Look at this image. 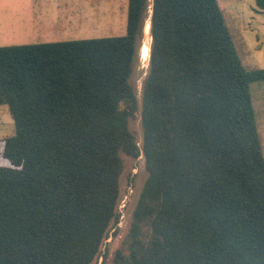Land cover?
<instances>
[{
    "label": "trees",
    "instance_id": "1",
    "mask_svg": "<svg viewBox=\"0 0 264 264\" xmlns=\"http://www.w3.org/2000/svg\"><path fill=\"white\" fill-rule=\"evenodd\" d=\"M150 5L140 148L131 76ZM263 80L218 0H128L124 35L0 46L15 125L0 139V264H93L120 220L122 152L148 177L113 264H264Z\"/></svg>",
    "mask_w": 264,
    "mask_h": 264
},
{
    "label": "rangeland",
    "instance_id": "2",
    "mask_svg": "<svg viewBox=\"0 0 264 264\" xmlns=\"http://www.w3.org/2000/svg\"><path fill=\"white\" fill-rule=\"evenodd\" d=\"M218 2L243 64L247 68H264V11L258 9L256 0ZM127 11L128 0H0V46L124 35L127 30ZM151 12L150 5L139 35L131 76L139 110L130 118L129 127L140 148L143 143L142 94L150 65V57L145 58L142 48L144 25L151 19ZM251 90L264 149V80L254 83ZM14 132L15 125L9 107L1 104L0 139ZM121 155L124 170L120 177V220L113 225L100 257L93 264H113L112 257L116 249L125 244L133 212L148 177L143 154L137 158L123 152Z\"/></svg>",
    "mask_w": 264,
    "mask_h": 264
},
{
    "label": "bare ground",
    "instance_id": "3",
    "mask_svg": "<svg viewBox=\"0 0 264 264\" xmlns=\"http://www.w3.org/2000/svg\"><path fill=\"white\" fill-rule=\"evenodd\" d=\"M151 19H149L145 25H144V30H145V38H144V44L142 48V54L145 56V58L150 57V52H151ZM142 75V74H141Z\"/></svg>",
    "mask_w": 264,
    "mask_h": 264
},
{
    "label": "water",
    "instance_id": "4",
    "mask_svg": "<svg viewBox=\"0 0 264 264\" xmlns=\"http://www.w3.org/2000/svg\"><path fill=\"white\" fill-rule=\"evenodd\" d=\"M151 43H152V36H151Z\"/></svg>",
    "mask_w": 264,
    "mask_h": 264
},
{
    "label": "crops",
    "instance_id": "5",
    "mask_svg": "<svg viewBox=\"0 0 264 264\" xmlns=\"http://www.w3.org/2000/svg\"><path fill=\"white\" fill-rule=\"evenodd\" d=\"M263 11H264V10H263ZM263 11H262V12H263Z\"/></svg>",
    "mask_w": 264,
    "mask_h": 264
}]
</instances>
